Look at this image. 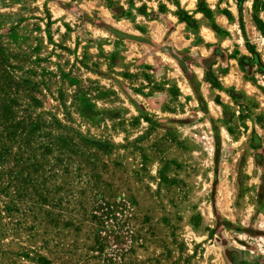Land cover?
Here are the masks:
<instances>
[{
	"label": "rangeland",
	"instance_id": "1",
	"mask_svg": "<svg viewBox=\"0 0 264 264\" xmlns=\"http://www.w3.org/2000/svg\"><path fill=\"white\" fill-rule=\"evenodd\" d=\"M0 264H264V0H0Z\"/></svg>",
	"mask_w": 264,
	"mask_h": 264
}]
</instances>
